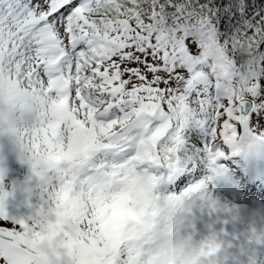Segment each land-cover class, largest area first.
Instances as JSON below:
<instances>
[{
    "label": "snow or ice",
    "instance_id": "snow-or-ice-1",
    "mask_svg": "<svg viewBox=\"0 0 264 264\" xmlns=\"http://www.w3.org/2000/svg\"><path fill=\"white\" fill-rule=\"evenodd\" d=\"M192 128L213 173L219 147L264 141V0H0V136L30 160L38 193L11 212L0 188V264H60L49 250L64 223L75 235L61 243L84 255L97 209L151 201ZM65 134L68 169L50 151ZM212 180L158 200L157 221L108 264H264V231L244 242L195 232L194 207L220 208ZM57 187L79 202L68 216L49 207Z\"/></svg>",
    "mask_w": 264,
    "mask_h": 264
},
{
    "label": "rangeland",
    "instance_id": "rangeland-1",
    "mask_svg": "<svg viewBox=\"0 0 264 264\" xmlns=\"http://www.w3.org/2000/svg\"><path fill=\"white\" fill-rule=\"evenodd\" d=\"M193 136L199 139V145L192 139ZM204 139L205 132L202 129L192 128L190 130L185 146L180 151L182 159L180 171L173 179L159 185L164 196L178 195L191 184L213 173L208 166L207 154H201L200 146L204 143ZM218 150L224 155L216 157L213 166L220 169V172L219 175L215 173L217 177H213L211 185L213 196L220 208L209 215L207 209L194 207V230L201 236L214 230L222 238L233 237L238 242H244L253 231L256 233L264 231V214L263 211H258L259 203H256L250 211L241 210L232 204L230 199L234 193L239 195L238 198L244 196L246 180H242L241 177H245L247 174L250 177L256 175L257 178L263 176L264 165H260L261 173H258L260 170L257 169V163L259 162L258 157L264 153V141L248 139L239 146L219 147ZM199 153L202 155L201 157H199ZM204 157L206 164L201 160ZM0 170L3 171L0 188L9 193L6 197L8 210L11 212L30 211V205L36 202L38 196L37 178L34 176L30 160L21 153L18 144L8 136H0ZM217 184H221L218 189L216 188ZM251 187L252 183L249 186V193L252 191ZM78 206L79 202L72 200L71 212L76 211ZM225 206L227 211L223 210ZM110 213L113 214L111 208L104 209L103 215L97 209L94 217L96 229L101 230L103 222L108 220ZM210 224L211 228H209ZM0 226H3L2 222H0ZM221 229L224 230L223 233H221Z\"/></svg>",
    "mask_w": 264,
    "mask_h": 264
},
{
    "label": "clouds",
    "instance_id": "clouds-1",
    "mask_svg": "<svg viewBox=\"0 0 264 264\" xmlns=\"http://www.w3.org/2000/svg\"><path fill=\"white\" fill-rule=\"evenodd\" d=\"M45 153L49 151V148L44 145ZM51 153L60 157V166L68 169L70 165L75 163V152L69 149V143L67 135L65 134L63 144L59 147L56 146V142H53V146L50 149ZM53 195L55 199L51 200L49 207L56 208L60 206V211L65 216L71 213V202L73 193L68 192L67 196L61 200L60 196L63 195L61 188L57 187L53 189ZM164 195L160 191L159 185H157L152 191L151 201L147 199H138L133 206V202L129 200L126 205H121L112 215V219L103 231L95 229L96 235L93 239L85 238L88 248L84 250V255H81V249L78 246H73L71 249L66 247L62 241L69 239L68 235H75L70 227L69 223L62 225V231H60L55 237L54 248L50 249L53 253L52 259L60 262V264H75L77 259H83L85 264H108L110 257L115 251L117 245L120 246L121 251H124L127 245L137 243L139 241L135 239L137 235V229H139L145 221L151 220L156 222L158 217L153 215L154 212H158V200H162ZM47 219L55 220V215L47 217ZM41 232H46V226H41L39 229ZM93 240L95 243H93ZM45 247L47 242L45 241ZM151 252H146L144 258L147 259Z\"/></svg>",
    "mask_w": 264,
    "mask_h": 264
},
{
    "label": "bare ground",
    "instance_id": "bare-ground-1",
    "mask_svg": "<svg viewBox=\"0 0 264 264\" xmlns=\"http://www.w3.org/2000/svg\"><path fill=\"white\" fill-rule=\"evenodd\" d=\"M199 155V157H201L202 155L199 153L198 154ZM259 157H261V159H259ZM258 157V160H259V162L257 163V166L258 167H261L260 165L262 164V165H264V153L263 154H261L260 156ZM201 160H203V162H205V164H206V159H205V157L202 159L201 158ZM202 164V163H201ZM258 169H261V168H258ZM220 172V169L218 170V173Z\"/></svg>",
    "mask_w": 264,
    "mask_h": 264
}]
</instances>
